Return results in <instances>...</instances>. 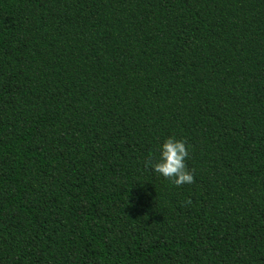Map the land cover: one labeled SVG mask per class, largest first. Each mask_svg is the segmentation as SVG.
Here are the masks:
<instances>
[{
  "label": "trees",
  "instance_id": "16d2710c",
  "mask_svg": "<svg viewBox=\"0 0 264 264\" xmlns=\"http://www.w3.org/2000/svg\"><path fill=\"white\" fill-rule=\"evenodd\" d=\"M0 264H264V0H0Z\"/></svg>",
  "mask_w": 264,
  "mask_h": 264
},
{
  "label": "clouds",
  "instance_id": "9594fccd",
  "mask_svg": "<svg viewBox=\"0 0 264 264\" xmlns=\"http://www.w3.org/2000/svg\"><path fill=\"white\" fill-rule=\"evenodd\" d=\"M188 159L189 146L186 142L183 139L168 136L159 142L155 159L152 157L146 159L144 167L178 187L193 182L192 171L186 163Z\"/></svg>",
  "mask_w": 264,
  "mask_h": 264
}]
</instances>
